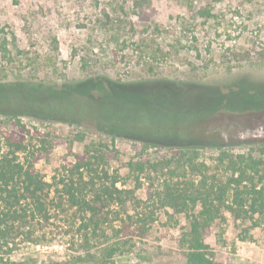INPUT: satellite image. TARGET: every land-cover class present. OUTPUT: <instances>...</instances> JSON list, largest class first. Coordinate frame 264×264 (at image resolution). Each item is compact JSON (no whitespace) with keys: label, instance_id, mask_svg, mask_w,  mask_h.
I'll list each match as a JSON object with an SVG mask.
<instances>
[{"label":"rangeland","instance_id":"374dc122","mask_svg":"<svg viewBox=\"0 0 264 264\" xmlns=\"http://www.w3.org/2000/svg\"><path fill=\"white\" fill-rule=\"evenodd\" d=\"M88 81L103 88L81 86ZM62 85L66 92H53ZM0 86L11 100L0 101V112L27 114L17 118L26 130L17 139L36 155L35 169L50 186V218L36 226L37 243L19 237L9 253L0 252V264H185L184 215L129 204L125 211L138 214L130 225L112 206L93 232L61 194V180L88 148L90 156H103L92 159L95 167L117 172L118 185L135 188L136 199L145 201L168 173L147 167L134 173L136 184L129 162H169L179 175L187 160L224 181L230 173L218 163L221 152L258 158L264 0H0ZM30 89L40 94L28 96L40 99L39 108L23 96ZM52 94L93 97L56 106ZM97 102L113 116L96 120ZM14 122L0 115L1 131H17ZM113 122L116 131L107 125ZM172 145L193 148L182 160ZM150 209L155 221L143 229L141 212ZM117 215L127 231L113 221ZM254 221L258 227L222 213L204 238L213 264H264V218ZM111 248L118 251L108 257Z\"/></svg>","mask_w":264,"mask_h":264},{"label":"trees","instance_id":"16d2710c","mask_svg":"<svg viewBox=\"0 0 264 264\" xmlns=\"http://www.w3.org/2000/svg\"><path fill=\"white\" fill-rule=\"evenodd\" d=\"M12 2L18 4V0H12ZM138 3L141 4V2ZM80 84L91 89L103 88L97 87L98 84L89 81ZM65 88L66 85H62L61 90L53 92H64ZM30 90V92H24L23 96L30 101L32 108H39L40 94L35 92L36 89ZM32 93L39 97L37 101L33 97L31 99L28 97L32 96ZM52 95L56 97V106L60 99L68 102L69 100L77 101L80 105H84L93 97L85 96L79 100L72 96L67 99H59L58 96L62 97L63 95ZM9 98V95L0 86V101L10 104ZM16 103L19 104L18 101H13L14 105ZM97 107L98 114L94 115L96 120H99V117H112L114 114L104 115L103 111L107 106L101 102H97ZM14 113L10 110L0 112V115L15 120L16 122L11 126H16L18 129L17 131L11 129L7 134H4L0 124V252L4 253L11 251V245L19 237H23L26 242L37 243L34 236L36 226L46 223L50 218L47 206L50 186L35 169L36 155L28 149L25 143L17 139L26 133L24 125L20 124L17 118L27 114ZM87 113L91 115L89 110ZM116 123L107 125L116 131L118 127L120 128L119 124L115 125ZM167 147L179 150L182 160L186 157L187 151L193 148L189 145ZM256 149L258 158L251 154L229 155L226 152H221L218 163L230 173L224 181L213 177L209 178L207 176L208 168L204 164L194 165L187 160L181 163L179 175H176L175 170L170 169L169 162H165L162 166L150 165L149 162L144 161L129 162L128 171L133 174L132 177L136 184L139 177L134 173H143L147 167L153 169L152 171H157L158 168L166 169L168 173L161 188L154 191L148 189L147 199L142 201L136 199L135 188L126 189L118 185L121 178L117 172L111 175L107 170H99L95 167L92 159L98 160L103 156H90L89 149L86 148V155H76L74 163L68 169L70 177L61 180V194L66 198L70 207L85 215L83 220L87 224L85 223L83 226L87 228L91 223L93 232H96L95 228H98L99 221L104 218L103 215L112 206L124 211L125 219L130 221V225L137 222H134L133 219L138 214L129 215L125 211L129 204L138 208H141V205L151 204L154 211L169 209L174 214H182L189 221V230L183 234L182 238V243L187 251L185 264H213L204 238L212 224L222 217L224 211L235 220L253 221L254 227L259 226L254 221V217L264 218V144ZM194 171H196L195 179H189L187 174ZM75 174L78 177L73 180ZM113 221H119L122 226L124 225L126 231L130 226L125 225L123 218H119L118 215ZM139 221L143 224L144 229L155 221L154 212L151 209L144 210L141 212ZM117 251L116 248H111L107 256L111 257Z\"/></svg>","mask_w":264,"mask_h":264}]
</instances>
